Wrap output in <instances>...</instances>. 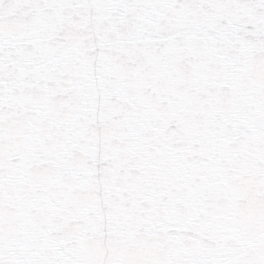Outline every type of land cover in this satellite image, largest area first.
Segmentation results:
<instances>
[{"label":"snow or ice","instance_id":"6c2138e0","mask_svg":"<svg viewBox=\"0 0 264 264\" xmlns=\"http://www.w3.org/2000/svg\"><path fill=\"white\" fill-rule=\"evenodd\" d=\"M0 264H264V0H0Z\"/></svg>","mask_w":264,"mask_h":264}]
</instances>
